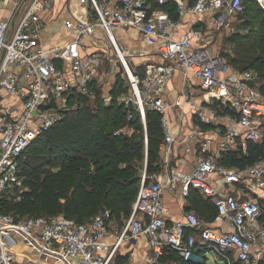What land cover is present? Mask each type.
I'll list each match as a JSON object with an SVG mask.
<instances>
[{"label":"built area","instance_id":"built-area-1","mask_svg":"<svg viewBox=\"0 0 264 264\" xmlns=\"http://www.w3.org/2000/svg\"><path fill=\"white\" fill-rule=\"evenodd\" d=\"M49 1L0 0V7L8 10V16L0 19V195L21 187L19 155L40 133L75 111L80 97L92 109L98 101L105 106L111 103L112 97L99 89L107 76L101 70L107 55L91 45L98 31L127 77L131 96L120 101L138 111L145 147V112L160 116V170L147 174L144 162L130 215L114 241L107 234L112 222L108 210L85 223L61 215L15 220L0 213V264H112L119 246L138 236L148 238L153 262L164 248L173 249L185 261L197 251L204 256L210 251L222 264L264 259L260 220L264 157L244 168L220 163L224 153L247 155L249 144H264V96L258 73L233 70L210 51L208 37L199 28L190 27L175 37L178 21L153 9L150 0H78L83 17L64 23L72 38L45 47L40 43V14ZM156 1L158 6L165 2ZM172 1L178 17H209L215 31L230 30L232 19L244 12L242 0ZM121 27L139 31L162 62L146 64L140 75L131 72L114 35ZM176 73L185 83L170 103L162 94ZM172 108L177 110L178 124L185 109L191 115V129L179 142L190 156V172L171 164L176 137L167 112ZM166 190L176 191L184 200L195 192L210 201L216 210L214 219L187 211L180 220L168 223L163 204Z\"/></svg>","mask_w":264,"mask_h":264},{"label":"trees","instance_id":"trees-1","mask_svg":"<svg viewBox=\"0 0 264 264\" xmlns=\"http://www.w3.org/2000/svg\"><path fill=\"white\" fill-rule=\"evenodd\" d=\"M150 1L152 8L159 7L156 1ZM246 1L250 3L248 13L256 20L253 41L257 49L237 53L228 60L243 68L252 67L259 75V89L264 95V10L255 0ZM242 3L245 12L244 0ZM160 8L168 11L172 20H177L175 4ZM119 83L115 82L111 90L109 105L98 101L92 109L91 104L80 97L75 111L40 133L19 155L21 187L0 195L1 214H11L16 220L29 214L31 217L63 215L78 223H85L104 210L110 211L112 219L129 217L144 162L147 174L160 170L159 144L163 136L160 116L147 109L145 147L144 127L138 111L117 101V95L123 93L117 91L121 90ZM126 84L129 89L127 80ZM128 131L132 133L129 135ZM263 157L264 144H249L247 155L238 151L224 153L220 163L244 168ZM188 200L198 216L214 219L216 210L210 201L195 192ZM261 205L263 211L264 201ZM196 256L200 261H185L173 249L164 248L157 264H207L202 251H197Z\"/></svg>","mask_w":264,"mask_h":264},{"label":"crops","instance_id":"crops-1","mask_svg":"<svg viewBox=\"0 0 264 264\" xmlns=\"http://www.w3.org/2000/svg\"><path fill=\"white\" fill-rule=\"evenodd\" d=\"M185 1L192 3V0ZM168 4L175 3L172 0H165L162 6ZM156 8L161 9L160 6ZM0 10L4 11V13L6 12V17L8 16V11L6 8L0 7ZM161 10L169 16L168 11L163 9ZM83 13L84 9L78 3V0H52L48 8L40 14L43 23L40 35V43L45 47H53L64 43L67 39L72 38V34H70L66 29L64 23L65 21H70L73 19L72 17H74V20H78L79 17L82 18ZM17 17L15 19L16 22ZM177 21L178 28L175 31V37H180L186 31H188L190 27L199 28L206 33L205 36L208 37L207 43L210 44L209 36L213 29L211 27L212 21L209 19V17L204 19L203 17L200 18L186 14L181 18L178 17ZM96 34V38L91 45L97 47V49H99L101 53L107 55L108 58V60H105L102 66L107 63H111L112 61L117 62L112 49H108L107 47L108 44L105 41V37L102 35V33H100V31H98ZM114 35L116 37L118 47L121 49L123 56H125L127 64L129 65V62L131 61L134 64V67L138 69V72L134 73L138 75L142 74L144 66L148 63L155 64L162 62V59L155 51V48L146 40H144L140 32L136 29L131 27L117 28L114 30ZM131 62L130 64H132ZM187 78H189L188 80L190 82L195 84V81H192L193 77L191 75H188ZM184 83L185 80L181 74H174L173 77L165 84L162 94L163 99L169 101L170 103L175 101L179 97L180 90ZM99 89L100 92L103 91L102 82L100 83ZM107 94L112 97L111 91ZM176 112L177 110L173 108L167 112L168 121L170 126L173 128L176 137V143L173 145L175 148V155L174 158H172L171 164L178 170L190 172V156L184 154V144L179 142L184 139L185 135L191 129L192 119L191 115L187 112V109H185L184 120L178 124L176 120ZM163 204L165 219L171 224L180 220L185 212H195V210L192 209L191 202L188 199H181L178 193L174 190H166L163 197ZM123 224L117 227L114 226L113 221L109 224L107 234L110 241H114L116 239V236L120 232ZM194 259H198V256H195ZM18 260H22V258H18ZM153 261L154 259L150 250L148 238L146 236H138L132 239L129 243H123L119 246L113 258L112 264H157V261Z\"/></svg>","mask_w":264,"mask_h":264},{"label":"rangeland","instance_id":"rangeland-1","mask_svg":"<svg viewBox=\"0 0 264 264\" xmlns=\"http://www.w3.org/2000/svg\"><path fill=\"white\" fill-rule=\"evenodd\" d=\"M51 1L49 3L51 4ZM256 4L264 10V0H255ZM246 0H244L245 5V12L242 15H239L232 19L231 22V28L228 31H215L212 30L209 36V42L208 48L213 54H218L220 57H223L227 64L233 69L237 71H244V70H254L252 67L243 68L239 65H237L235 62L231 63L228 58H233L237 56V53H245L247 51L256 52L255 43L253 41L254 36V30H255V23L256 20L254 18V15L248 13V7L250 3H247ZM28 5V3L25 5V7ZM24 7V8H25ZM8 11V10H7ZM24 11V10H23ZM23 11L18 15L17 22L23 15ZM74 15V14H73ZM6 17V12L0 10V19ZM71 21L74 20V17H72ZM258 19V18H257ZM108 49L110 47L107 45ZM109 51V50H108ZM113 59V58H112ZM130 61V60H129ZM131 62V61H130ZM129 62V68L131 72H138V69L134 67V64H130ZM132 65V66H131ZM101 70L107 74V76H104L102 81V93H109L111 89H113L116 84L115 82H120V89H117V91H122L123 93L117 95V101H120V98L122 97H130V91L127 87L126 80L127 77L122 69V66H120L117 62L112 61L111 63H107L104 66L101 67ZM115 84V85H114ZM260 85V81H259ZM264 96V95H263ZM130 108H134L133 104H129ZM124 132H126V129H123ZM132 131H128V134L130 135ZM144 165V164H143ZM143 168L141 169L140 176L142 175ZM261 201H264V191L261 193ZM261 214H264V210L262 211V205H261ZM260 214V215H261ZM7 216L13 217L11 214H5ZM32 215H24V218L31 217ZM63 216V215H61ZM15 219V218H14ZM127 219V218H126ZM124 217L121 216L119 219H112L114 226H121L125 221ZM16 220V219H15ZM264 220V215H263ZM264 222V221H263ZM205 257L207 258L208 264H222L221 261L215 259L210 251H205ZM191 260L194 261H200V258L194 259V257L191 258ZM263 261L256 259H251L248 264H257L258 262Z\"/></svg>","mask_w":264,"mask_h":264},{"label":"bare ground","instance_id":"bare-ground-1","mask_svg":"<svg viewBox=\"0 0 264 264\" xmlns=\"http://www.w3.org/2000/svg\"><path fill=\"white\" fill-rule=\"evenodd\" d=\"M124 63H125V65H127L126 61Z\"/></svg>","mask_w":264,"mask_h":264}]
</instances>
